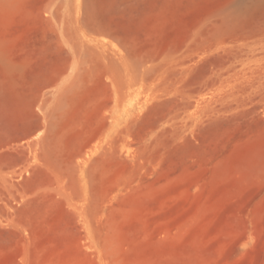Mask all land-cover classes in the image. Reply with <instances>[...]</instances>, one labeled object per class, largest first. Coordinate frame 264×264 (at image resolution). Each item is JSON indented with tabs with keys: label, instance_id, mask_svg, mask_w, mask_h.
I'll list each match as a JSON object with an SVG mask.
<instances>
[{
	"label": "rangeland",
	"instance_id": "rangeland-1",
	"mask_svg": "<svg viewBox=\"0 0 264 264\" xmlns=\"http://www.w3.org/2000/svg\"><path fill=\"white\" fill-rule=\"evenodd\" d=\"M0 264H264V0H0Z\"/></svg>",
	"mask_w": 264,
	"mask_h": 264
},
{
	"label": "bare ground",
	"instance_id": "bare-ground-1",
	"mask_svg": "<svg viewBox=\"0 0 264 264\" xmlns=\"http://www.w3.org/2000/svg\"><path fill=\"white\" fill-rule=\"evenodd\" d=\"M64 9H65V8H64ZM64 14H65V13H64ZM65 18H66V17H65ZM61 21H62V20H61ZM79 46H80V45H79ZM80 47H81V46H80ZM80 47H79V49H80ZM83 48H84V47H83ZM79 49H78V50H79ZM80 50H81V49H80ZM80 50H79V51H80ZM83 50H84V49H83ZM81 52H83V51H81Z\"/></svg>",
	"mask_w": 264,
	"mask_h": 264
}]
</instances>
